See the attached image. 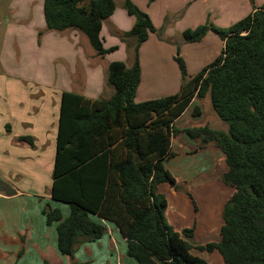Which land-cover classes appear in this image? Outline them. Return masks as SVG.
I'll return each mask as SVG.
<instances>
[{"label":"trees","instance_id":"trees-1","mask_svg":"<svg viewBox=\"0 0 264 264\" xmlns=\"http://www.w3.org/2000/svg\"><path fill=\"white\" fill-rule=\"evenodd\" d=\"M123 5L135 18L124 34L136 38L133 65L110 62L107 83L113 93L107 99L71 91L61 96L49 193L70 211L64 216L59 207L43 209L47 223L56 224L58 251L73 257L78 243L103 236L107 220L117 225L127 254L138 264H209L194 249L217 250L224 264H264V6L219 30L221 54L197 74L188 78L183 59L175 57L183 79L177 93L137 102L138 49L155 28L133 0H123ZM115 8V0H43L48 30L77 29L101 56L117 49L105 48L101 35ZM207 30L206 24L186 29L183 38L198 41ZM206 95L228 129L177 127L176 119L193 99ZM201 110L195 105L194 116ZM181 133L199 148L212 143L225 156L221 180L235 191L223 207L216 242L193 245L189 239L195 225L178 231L165 217L168 201L158 185L180 189L166 161L176 155L172 138ZM20 140L33 144L29 136ZM186 194L196 211L191 193Z\"/></svg>","mask_w":264,"mask_h":264},{"label":"crops","instance_id":"crops-1","mask_svg":"<svg viewBox=\"0 0 264 264\" xmlns=\"http://www.w3.org/2000/svg\"><path fill=\"white\" fill-rule=\"evenodd\" d=\"M133 1L142 10L148 5V11H144L151 20H155L151 10L155 7L156 0L152 3L147 0ZM36 2L37 0L29 2L31 10L27 20L31 19V31L28 37L22 35L27 27L11 28L14 21L18 24L23 22L22 17L17 14L18 7L15 8L16 14L11 13L9 22L3 27L0 20L1 45L5 46L10 39L20 54L21 50L17 45L19 37L23 38L22 52L26 41L31 39L33 43L30 49L34 50L36 55L30 60L38 57L36 64L41 65L43 71H39L37 80H0V178L16 191L10 196L0 192V257L11 258V263L14 261V264H43L44 261L50 264H71L72 261L75 264H138L127 254L126 239L117 225L107 220H103L106 231L101 238L78 243L73 257L62 255L57 249L56 224H48L43 213L46 205L59 207L64 216L70 211L62 205L63 202L51 198V186L49 187L48 181L45 182L51 178L52 184L62 93L71 91L90 98L105 99L112 95L113 91L108 89L104 92L106 97H98L101 87L108 84L107 71L110 62L122 61L127 66L133 65L136 38H124V34L131 30L135 18L127 12L123 0H115L116 8L103 22L101 35L105 48L117 46V49L101 56L89 48L85 34L77 29L57 32L48 30L44 13L42 12L41 16L33 13ZM40 4L43 9V0ZM157 24L159 25V22ZM155 37L158 38L157 35ZM155 37V43L148 44L152 38L150 36L138 49L141 80L145 73L143 62L146 53L163 51L168 58L175 59L176 46L167 42L164 44L165 39L159 41ZM169 38L170 35H167L166 39ZM48 42L53 45L50 51L47 49ZM122 49L125 57H117L116 53ZM47 62L48 67L44 68L43 65ZM154 67L159 68L160 64ZM177 90L178 87H175L165 94H174ZM195 105H199L197 98H194L176 119L175 124H181L184 120L199 122L203 111L201 110L200 116H194ZM219 129L226 131L228 126L227 129L225 126ZM22 136L31 137L33 144L21 141ZM172 149L176 155L166 161V166L180 189L167 183L158 185V190L166 195L168 201L165 217L178 231L195 225L194 235L189 239L193 245L216 242L220 238L223 224V207L235 191L233 186L221 180V175L227 169L224 153L212 143L199 148L197 141L185 133L172 138ZM199 178L201 181H197ZM186 191L203 204L204 214H201L198 208L195 211ZM190 206L198 215L195 220L192 217L191 224L182 223L184 220L188 221ZM20 212L26 213L24 221H16L20 218ZM194 252L207 259L209 264H224L223 257L217 250L208 252L194 249Z\"/></svg>","mask_w":264,"mask_h":264},{"label":"rangeland","instance_id":"rangeland-1","mask_svg":"<svg viewBox=\"0 0 264 264\" xmlns=\"http://www.w3.org/2000/svg\"><path fill=\"white\" fill-rule=\"evenodd\" d=\"M147 1L152 3L155 0ZM29 2L30 0H0V20L2 27L5 23L9 22L11 13L16 14L15 8L18 7L19 12L17 14L22 17L21 20L23 22L18 24L14 21L11 28L15 26L19 29L27 27L26 31H24L22 35L25 34L26 37H28L31 31L29 30L31 28V23L29 24L31 19L27 20L28 14L31 10ZM40 3L41 0H37L35 6H33V13L38 16L39 14L40 16L41 14L43 15V9H41L42 6ZM154 6L155 7L151 10V15L155 20L151 21L155 28V32L150 33L152 38L148 44L151 45L155 43L153 39L157 35L158 38L155 37V39H158L159 41H163L165 39L166 41L163 42L164 44L169 43L170 45H175L177 49L174 57L179 55L183 59L185 71L187 77L189 78L200 72L205 66L212 63L221 54L223 49V39L221 38L219 30H227L232 24L253 12L254 8L263 7L264 0H156ZM147 7L148 5L143 7V9L148 11ZM158 22L159 25L157 24ZM203 24L208 25V30L203 38L192 42L184 40L183 32L186 29L194 30ZM50 31L57 32L54 30ZM167 35H170L168 40L166 39ZM84 37L89 48L93 50L94 48L91 47L86 35H84ZM22 40L23 38L19 37V42L17 44L21 50L20 54L19 49L14 47L15 44H11L10 39L7 40L5 46H2L0 42V80H37L39 71L40 73L43 72L41 68L42 66L38 65V69L36 64L38 57L34 59L35 61L30 60L36 55L34 50L30 49L33 43L32 40L28 39L26 41L23 52L21 46ZM51 48H53V45L48 42V51H50ZM1 49L3 50L2 52ZM116 55L117 57H125L123 49L118 51ZM48 63L49 62L44 64L43 67H48ZM143 63H145V73L143 80H141L142 83L140 82V86L136 91V101L171 95H166L165 93H170L169 91L174 90L175 87L176 89L178 87L179 90L183 79L181 68L176 59L168 58L167 54L163 51L162 53L148 52L145 55ZM159 64V68L154 67V65ZM106 86L101 87V94L98 97H106L104 92L108 89L113 91L112 86L108 84ZM198 102L203 111V113L201 112V121L192 122L191 120H184L180 122L182 125L176 124L177 127L199 126L198 124H206L210 127L212 126L213 128L215 127L218 129L225 126L227 129L228 125L214 110L209 95H206L204 98H200ZM45 179H47V177H45ZM47 181L50 187L51 178H48L45 182ZM197 181H201V179L199 178ZM45 182H43L44 185ZM189 189H191V186H189ZM193 200L200 213L204 214L203 204H201L194 197ZM62 205L68 207L69 209L67 203ZM192 206H190V211L188 212V221L184 220L182 223L191 224L193 221L192 217H194V220L196 219L198 214L193 212ZM25 215L26 213L21 214L20 212V218L16 219V221H24ZM0 264H14V261L11 263V258L6 259L0 257Z\"/></svg>","mask_w":264,"mask_h":264},{"label":"water","instance_id":"water-1","mask_svg":"<svg viewBox=\"0 0 264 264\" xmlns=\"http://www.w3.org/2000/svg\"><path fill=\"white\" fill-rule=\"evenodd\" d=\"M0 192H5L6 195L10 196L16 193L13 187L0 178Z\"/></svg>","mask_w":264,"mask_h":264}]
</instances>
